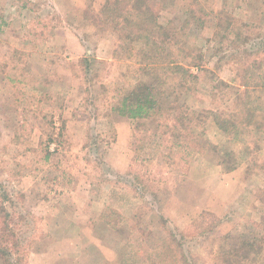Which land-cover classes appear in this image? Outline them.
Returning <instances> with one entry per match:
<instances>
[{"label": "rangeland", "instance_id": "obj_1", "mask_svg": "<svg viewBox=\"0 0 264 264\" xmlns=\"http://www.w3.org/2000/svg\"><path fill=\"white\" fill-rule=\"evenodd\" d=\"M158 1L161 21L181 24L188 0ZM103 2L0 0V184L25 218L15 224L27 264H152L178 244L191 264H223L222 246L264 230V87L213 102L204 76L197 94L178 100L231 115L246 104L260 125L224 133L194 118L192 142L178 147L157 121L112 110L140 73L114 56L118 37L97 16ZM207 7L242 13L264 43V0ZM213 26L195 31L193 45L216 78L235 85L230 65L215 68L217 45H204ZM249 63L264 72V46Z\"/></svg>", "mask_w": 264, "mask_h": 264}, {"label": "trees", "instance_id": "obj_2", "mask_svg": "<svg viewBox=\"0 0 264 264\" xmlns=\"http://www.w3.org/2000/svg\"><path fill=\"white\" fill-rule=\"evenodd\" d=\"M210 1L188 0L181 24L172 20L166 23L161 21L163 4L158 0H104L97 14L100 21L118 37L119 45L114 56L118 59L126 58L139 66L138 85L128 95L121 97L112 110L133 120L157 121L159 126L165 127L166 133L172 135L178 147L187 148L190 144H181L178 142L180 138L192 142L188 135L194 118L200 122L213 119L224 133L238 126L239 122L248 126L255 124L253 110L246 104L239 107L236 115H231L220 109H192L178 100L180 97L197 94L204 76L213 81L210 94L213 102L223 96L229 99L234 93L239 95L242 88L248 92L250 89L264 87V72L259 73L256 66L249 63L251 53L257 54L264 46V43L255 41L259 37L256 29L244 19L242 13L224 9L210 12L207 7ZM209 19L214 22V26L212 36L206 39L204 45L211 42L217 45L215 56L219 59L215 68H219L222 61L230 65L236 74L234 81H239L235 85L216 78L213 70L206 66L205 53L193 45L191 36L195 31L205 28ZM258 125L256 123L255 127ZM49 157L50 154L46 152L45 159ZM234 169L227 168L226 172ZM136 178L144 185L145 180L140 171ZM262 202L264 204V191ZM11 209H14L12 195L0 184V257L4 264H27V245L21 241L18 224H15L19 218L22 221L25 218L16 216L17 212ZM112 214L120 216L118 212ZM259 226L264 227V214ZM250 233L251 236L246 235L241 245L231 248L222 246L217 252V258L223 264H254L256 260L264 264V230ZM177 251L181 253L174 254ZM152 264L191 262L178 244L175 250L167 251Z\"/></svg>", "mask_w": 264, "mask_h": 264}]
</instances>
